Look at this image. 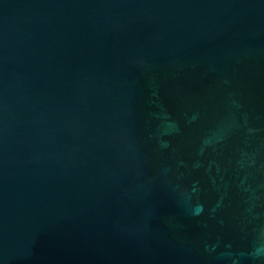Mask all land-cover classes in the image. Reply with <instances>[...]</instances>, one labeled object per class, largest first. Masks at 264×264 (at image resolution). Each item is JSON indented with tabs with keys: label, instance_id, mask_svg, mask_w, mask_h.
I'll use <instances>...</instances> for the list:
<instances>
[{
	"label": "water",
	"instance_id": "water-1",
	"mask_svg": "<svg viewBox=\"0 0 264 264\" xmlns=\"http://www.w3.org/2000/svg\"><path fill=\"white\" fill-rule=\"evenodd\" d=\"M0 264H264V0H0Z\"/></svg>",
	"mask_w": 264,
	"mask_h": 264
}]
</instances>
